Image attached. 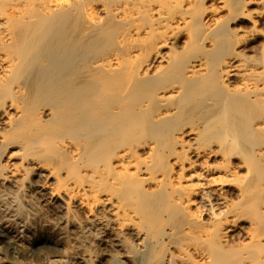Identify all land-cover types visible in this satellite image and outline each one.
I'll use <instances>...</instances> for the list:
<instances>
[{
  "label": "bare ground",
  "instance_id": "bare-ground-1",
  "mask_svg": "<svg viewBox=\"0 0 264 264\" xmlns=\"http://www.w3.org/2000/svg\"><path fill=\"white\" fill-rule=\"evenodd\" d=\"M260 24L264 0H0V158L17 162L0 186L30 172L63 215L27 250L0 226L3 264H37L78 207L79 243L131 235L137 264H264V57L235 49ZM244 211L255 231L229 246Z\"/></svg>",
  "mask_w": 264,
  "mask_h": 264
},
{
  "label": "rangeland",
  "instance_id": "rangeland-1",
  "mask_svg": "<svg viewBox=\"0 0 264 264\" xmlns=\"http://www.w3.org/2000/svg\"><path fill=\"white\" fill-rule=\"evenodd\" d=\"M254 7L250 6V9ZM104 14L98 9H94L93 16L95 18L102 17ZM245 22V23H244ZM240 24L242 31H248L250 25L244 21ZM245 29H244V28ZM260 42L258 46H252V41L245 44L242 50L235 48L244 57L250 60L261 61L264 57V48L261 43L262 35L264 34V25L258 26ZM250 45V46H249ZM254 47V48H253ZM252 48V49H251ZM246 49V50H245ZM0 163L7 166L8 163H17L16 160H7L0 158ZM18 188H6L0 186V226L12 231L14 235H18L19 248L27 250L28 244L36 239H42L46 236H55L62 233L63 230L60 223L63 221V215L57 212L53 207L46 204L39 195L34 191V185L40 184L39 179L30 172H22L19 175ZM218 189V188H217ZM222 192V191H221ZM228 192L226 200H234L232 193ZM226 194V193H225ZM224 194V195H225ZM230 196V197H228ZM76 222L68 226L65 233V241L62 239L56 247L43 252L38 257H30L29 262L37 264H137V259L140 254V246L135 245L137 242L131 235L122 234L120 241L122 247L115 248L116 252L109 251L107 244L98 243L92 234L87 233L89 238L84 242L78 240V226L84 222L88 215L78 207ZM242 221L230 226L222 223V233L227 237L226 243L229 246L240 245L243 240L251 232L255 231L252 225L254 216L249 211H244L241 217ZM209 222L208 218H204ZM126 233V232H125ZM68 237H67V236ZM113 237H111L112 239ZM122 239V240H121ZM21 246V247H20ZM26 247V248H25ZM139 247V249H138ZM137 248V249H136ZM135 249V250H134ZM125 250V251H124ZM137 253H136V252ZM1 252V248H0ZM130 255L129 259L123 257L126 254ZM139 253V254H138ZM138 254V255H137ZM2 254H0V264H3ZM136 259V261L134 259ZM131 259V260H130ZM134 260V261H133ZM136 262V263H134Z\"/></svg>",
  "mask_w": 264,
  "mask_h": 264
}]
</instances>
